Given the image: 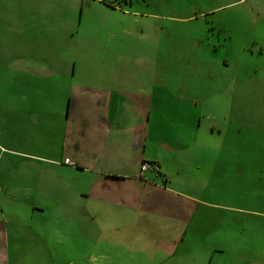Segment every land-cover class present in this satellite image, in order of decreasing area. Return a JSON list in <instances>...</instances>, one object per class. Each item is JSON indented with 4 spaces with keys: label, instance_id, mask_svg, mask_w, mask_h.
Wrapping results in <instances>:
<instances>
[{
    "label": "rangeland",
    "instance_id": "rangeland-1",
    "mask_svg": "<svg viewBox=\"0 0 264 264\" xmlns=\"http://www.w3.org/2000/svg\"><path fill=\"white\" fill-rule=\"evenodd\" d=\"M26 1L72 9L77 52L96 69L78 83L152 97L147 150L152 158L163 143L178 148L160 172L168 189L187 194L194 216L183 239L148 223L145 235L125 211L73 218L86 204L77 178L42 181L34 162L23 164V0H0V221L21 247L10 245V264H264V0ZM111 67L119 70L100 73ZM46 189L59 209L37 195ZM32 207L45 213L30 220ZM23 222L60 247L47 253ZM165 242V251L155 247Z\"/></svg>",
    "mask_w": 264,
    "mask_h": 264
},
{
    "label": "crops",
    "instance_id": "crops-1",
    "mask_svg": "<svg viewBox=\"0 0 264 264\" xmlns=\"http://www.w3.org/2000/svg\"><path fill=\"white\" fill-rule=\"evenodd\" d=\"M24 1L23 66L17 68L23 73V152L20 153L23 164L31 168L33 165L28 162H34L42 181L48 180V175H56L53 180L57 182L61 172L77 178L80 193L77 197L86 204L76 209L79 216L72 215L73 218L83 220L93 212L110 209L115 213L125 211L122 214L136 217L144 233L149 229H144L148 223L161 233L174 229L173 237L183 239L182 228L194 216V210L187 194L168 189L167 177L162 180L161 167L169 170L165 155H177L178 148L163 143V153L152 158L151 150H147L151 142L152 97L144 91L112 89L114 84L107 88L84 81L78 83L77 74H90L96 69L85 65V54L77 52L74 36L77 26L70 12L72 9L68 5L57 11L49 4L40 8L39 3ZM113 7L109 10L124 12ZM40 14L45 18H40ZM103 70L115 73L119 68H101L100 73H108ZM65 159L73 166L64 164ZM148 159L159 167L155 178L146 176V171L140 169ZM198 169L196 166L191 174L198 176ZM158 177L162 183L156 179ZM84 179L87 187L82 185ZM51 192L46 189L37 195L53 197L55 194ZM53 198L55 209H59L61 200ZM32 210L30 220L34 212L45 213L44 208L32 207ZM63 215L59 218L70 216L68 210ZM140 231L135 234L139 235ZM23 234L37 237L47 253L61 245L49 242L44 234L33 230L26 222H23ZM166 243H156L155 247ZM10 245L12 249L20 247L14 235L8 233L7 224L0 221V264H10ZM162 249L165 251L166 246ZM18 261L21 259L14 262Z\"/></svg>",
    "mask_w": 264,
    "mask_h": 264
},
{
    "label": "built area",
    "instance_id": "built-area-1",
    "mask_svg": "<svg viewBox=\"0 0 264 264\" xmlns=\"http://www.w3.org/2000/svg\"><path fill=\"white\" fill-rule=\"evenodd\" d=\"M64 164H66V165H70V166H73V163L69 160V159H65L64 160ZM152 168L153 169V171H155L156 173H158L159 172V167H158V165H156V164H151V163H149V162H143L142 164H141V171H143V172H145V171H147V170H149V168Z\"/></svg>",
    "mask_w": 264,
    "mask_h": 264
},
{
    "label": "trees",
    "instance_id": "trees-1",
    "mask_svg": "<svg viewBox=\"0 0 264 264\" xmlns=\"http://www.w3.org/2000/svg\"><path fill=\"white\" fill-rule=\"evenodd\" d=\"M150 163V162H149ZM151 164H155V163H151ZM159 173V172H158Z\"/></svg>",
    "mask_w": 264,
    "mask_h": 264
}]
</instances>
